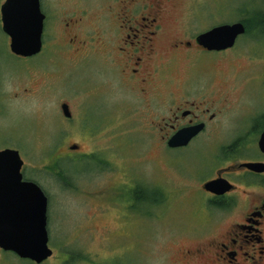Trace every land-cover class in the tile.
<instances>
[{
	"label": "rangeland",
	"instance_id": "374dc122",
	"mask_svg": "<svg viewBox=\"0 0 264 264\" xmlns=\"http://www.w3.org/2000/svg\"><path fill=\"white\" fill-rule=\"evenodd\" d=\"M119 2L42 0L48 13L44 48L29 58L13 54L0 12V150H19L25 178L49 198L53 255L41 264H202L208 261L205 250L203 256L192 253L191 263L185 250L207 247L230 219L220 221L222 206L209 201L202 184L218 170L264 160L258 145L264 32L241 36L235 48L203 55L197 64L200 54L193 47H171L175 40H194L214 26L241 21L262 3L175 0L164 15L156 57V64L166 62L174 86L159 84V101L155 92L145 99L121 81L117 51L124 44L114 14ZM75 11L87 20L77 37L80 54L67 47ZM194 79V96L216 91L217 98L228 97V108L191 144L170 149L167 139L154 134L170 123L168 109L176 107L165 91ZM240 176L234 171L230 177ZM240 211L234 207L231 217ZM0 264L35 263L0 248Z\"/></svg>",
	"mask_w": 264,
	"mask_h": 264
},
{
	"label": "flooded vegetation",
	"instance_id": "af4514ba",
	"mask_svg": "<svg viewBox=\"0 0 264 264\" xmlns=\"http://www.w3.org/2000/svg\"><path fill=\"white\" fill-rule=\"evenodd\" d=\"M118 1H120L118 10H115L114 7L113 10H115L114 14L118 21L116 22L118 24L116 29L119 32L121 43L124 44L119 45L117 51V62L122 74L121 81L129 87H133L134 90L136 89L143 98L147 99L151 93L155 92L159 101H161L160 98L163 92L157 86L159 84L174 86V81L166 76L170 72L169 69H165L166 62L156 64L157 41L160 31L165 30L164 15H169L175 0ZM125 2H130L126 9L124 7ZM42 10L46 15L45 25H47L48 13L44 10L43 5ZM84 14L85 12L83 16ZM73 17H75L73 18V29L68 30L66 35L69 42L71 41L70 46L72 48L69 45L67 47L69 51L74 50L80 54L83 42L78 40L77 37L81 34L82 24H87V20H84L81 14L78 15L77 11H75ZM108 17L106 16L107 20ZM68 25L69 22H67ZM86 35L88 34L86 33ZM196 38L197 36L194 37V40L184 42L175 40L171 51H182L183 48L192 49L193 47L192 53L200 54L195 64L199 62L201 56L217 52L210 51L202 46ZM75 40L78 45L73 44ZM43 48L44 42L42 51ZM228 50H225V52ZM84 52H86L85 55L88 54V51ZM106 53L110 60L116 61L110 50H105ZM192 71L190 70V72ZM162 79L166 80L162 81ZM196 80H186L180 88L172 89L170 86L165 91L166 101L176 104V107L168 109V114L171 115L170 123L160 124L154 134L167 139V143L169 138L180 130L202 124V129L192 139L193 141L208 131L210 123H217L221 114L228 108V97L220 95L217 98L219 94L216 91L210 90L205 95L194 96L192 93L198 88L197 84H199ZM207 95H210V98ZM214 100L217 103L212 104ZM168 148L170 147L168 146ZM241 164L237 163L235 166L229 167V169L234 168V171L241 175L238 180L230 177L234 171L231 172L227 168L218 170L214 176L209 177L208 181L224 178L233 185L231 190L219 195L203 189V191L205 190L204 193L210 198L209 201L222 206L219 215L221 217L220 221L228 217L230 219L218 236L212 238L213 240L210 241L207 247L197 248L194 252H192V249L185 250L184 256L189 258L188 263L196 260L192 253L203 256L205 250L208 253V261L203 260L202 264L213 262L215 264H264V172L252 171ZM248 175L252 177L247 178ZM221 198L223 200L222 204L216 201V199ZM234 207L241 210L236 219L231 217Z\"/></svg>",
	"mask_w": 264,
	"mask_h": 264
},
{
	"label": "water",
	"instance_id": "95a60500",
	"mask_svg": "<svg viewBox=\"0 0 264 264\" xmlns=\"http://www.w3.org/2000/svg\"><path fill=\"white\" fill-rule=\"evenodd\" d=\"M1 14L3 30L11 38L15 54L32 56L41 51L45 14L40 0H5ZM245 32L243 22L226 23L200 34L197 41L210 50H222L232 47ZM63 108L70 115L67 104ZM201 129L202 124L180 130L170 139V146L187 145ZM259 147L264 153V131ZM23 164L17 149L0 150V247L41 263L53 253L48 244V198L37 183L24 179ZM243 165L257 172L264 171V162ZM225 182L228 183L212 180L205 188L222 193L231 188Z\"/></svg>",
	"mask_w": 264,
	"mask_h": 264
},
{
	"label": "trees",
	"instance_id": "16d2710c",
	"mask_svg": "<svg viewBox=\"0 0 264 264\" xmlns=\"http://www.w3.org/2000/svg\"><path fill=\"white\" fill-rule=\"evenodd\" d=\"M261 3H262L261 6L258 9H256L253 13H251L250 16L247 15L248 17H243L241 19V22H243L244 25L246 26V33L244 36L252 35L255 32H257V30H261V32H264V0H261ZM59 176L63 180L64 175L60 174ZM139 190H140V192H137V194L139 193L138 198L142 197V195H143V190L142 189H139ZM216 201L220 204L223 203L222 198L216 199Z\"/></svg>",
	"mask_w": 264,
	"mask_h": 264
}]
</instances>
